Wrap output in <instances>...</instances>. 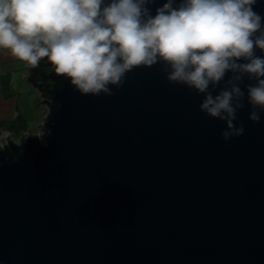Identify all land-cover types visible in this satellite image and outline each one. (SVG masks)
<instances>
[{
	"label": "water",
	"instance_id": "95a60500",
	"mask_svg": "<svg viewBox=\"0 0 264 264\" xmlns=\"http://www.w3.org/2000/svg\"><path fill=\"white\" fill-rule=\"evenodd\" d=\"M51 75L40 132L0 146V264H264V115L225 141L159 63L111 94Z\"/></svg>",
	"mask_w": 264,
	"mask_h": 264
},
{
	"label": "clouds",
	"instance_id": "9594fccd",
	"mask_svg": "<svg viewBox=\"0 0 264 264\" xmlns=\"http://www.w3.org/2000/svg\"><path fill=\"white\" fill-rule=\"evenodd\" d=\"M257 0H0V49L50 62L80 93L111 94L134 66L202 94L198 108L243 133L264 115V13Z\"/></svg>",
	"mask_w": 264,
	"mask_h": 264
},
{
	"label": "crops",
	"instance_id": "0c3cea01",
	"mask_svg": "<svg viewBox=\"0 0 264 264\" xmlns=\"http://www.w3.org/2000/svg\"><path fill=\"white\" fill-rule=\"evenodd\" d=\"M29 66L26 61L0 49V122L18 123L19 117L27 123L28 117L33 118L31 114L38 104V92L27 77Z\"/></svg>",
	"mask_w": 264,
	"mask_h": 264
},
{
	"label": "trees",
	"instance_id": "16d2710c",
	"mask_svg": "<svg viewBox=\"0 0 264 264\" xmlns=\"http://www.w3.org/2000/svg\"><path fill=\"white\" fill-rule=\"evenodd\" d=\"M52 72H53V68L50 66V62L47 61L46 58H42L41 61L36 66H31V65L29 66L28 76L30 77L32 82L35 81L36 79L41 81L39 84H36V88L43 96V99L51 98V90L53 86L56 84V80L51 75ZM19 119H20L19 117L16 119L18 123H15V121H10L7 123L0 122V126L6 124L7 127L5 128L10 129L11 131H19L21 130V128L25 127V123L22 122L23 120H19Z\"/></svg>",
	"mask_w": 264,
	"mask_h": 264
},
{
	"label": "rangeland",
	"instance_id": "374dc122",
	"mask_svg": "<svg viewBox=\"0 0 264 264\" xmlns=\"http://www.w3.org/2000/svg\"><path fill=\"white\" fill-rule=\"evenodd\" d=\"M37 92H38V90H37ZM35 93H36V91H35ZM37 96H38L39 101H37L38 104L36 103L37 106L35 108H33V113L31 114L33 118H31V116L28 117L27 118V123H25V127L24 128H21V130H19V131H12L13 134L16 136V137H14V139H12V142L17 143V142H20V141H22L23 139L26 138L23 135V130L24 129L28 130V132H30L31 134H36L35 133L36 130L39 129L37 127V124L39 122H41V119H43L44 116L46 115V113L48 111V107L44 103L40 92H38V95ZM39 102H41V103H39ZM28 114H26V115H28ZM5 127H7V125L6 124H3V125L0 126V129L1 128H5ZM39 131H40V129H39Z\"/></svg>",
	"mask_w": 264,
	"mask_h": 264
},
{
	"label": "built area",
	"instance_id": "2783aa9c",
	"mask_svg": "<svg viewBox=\"0 0 264 264\" xmlns=\"http://www.w3.org/2000/svg\"><path fill=\"white\" fill-rule=\"evenodd\" d=\"M39 129H37L35 133H39L40 132ZM30 134L31 133L28 132V130H23L24 137L30 136ZM8 137H12V139H14V137H16V136L13 134V132L10 129H8V128H1L0 129V146L6 144Z\"/></svg>",
	"mask_w": 264,
	"mask_h": 264
}]
</instances>
